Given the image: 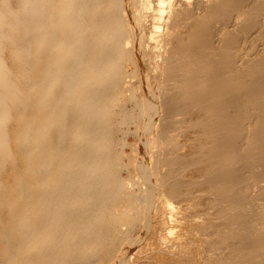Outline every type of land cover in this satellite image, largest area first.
<instances>
[{"label": "bare ground", "instance_id": "1", "mask_svg": "<svg viewBox=\"0 0 264 264\" xmlns=\"http://www.w3.org/2000/svg\"><path fill=\"white\" fill-rule=\"evenodd\" d=\"M0 264H264V0H0Z\"/></svg>", "mask_w": 264, "mask_h": 264}, {"label": "rangeland", "instance_id": "2", "mask_svg": "<svg viewBox=\"0 0 264 264\" xmlns=\"http://www.w3.org/2000/svg\"><path fill=\"white\" fill-rule=\"evenodd\" d=\"M9 171H7V173H8ZM5 174V173H4ZM5 176V175H4Z\"/></svg>", "mask_w": 264, "mask_h": 264}]
</instances>
